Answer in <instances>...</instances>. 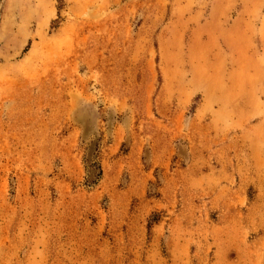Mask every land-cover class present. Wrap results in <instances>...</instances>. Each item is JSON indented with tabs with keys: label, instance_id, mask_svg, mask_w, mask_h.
Instances as JSON below:
<instances>
[{
	"label": "rangeland",
	"instance_id": "obj_1",
	"mask_svg": "<svg viewBox=\"0 0 264 264\" xmlns=\"http://www.w3.org/2000/svg\"><path fill=\"white\" fill-rule=\"evenodd\" d=\"M0 264H264V0H0Z\"/></svg>",
	"mask_w": 264,
	"mask_h": 264
},
{
	"label": "crops",
	"instance_id": "obj_2",
	"mask_svg": "<svg viewBox=\"0 0 264 264\" xmlns=\"http://www.w3.org/2000/svg\"><path fill=\"white\" fill-rule=\"evenodd\" d=\"M238 74H239V71H238Z\"/></svg>",
	"mask_w": 264,
	"mask_h": 264
}]
</instances>
